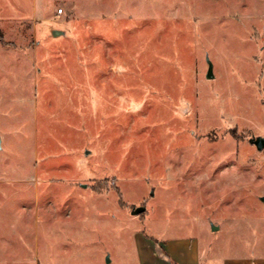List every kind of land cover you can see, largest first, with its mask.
Listing matches in <instances>:
<instances>
[{
	"label": "rangeland",
	"instance_id": "374dc122",
	"mask_svg": "<svg viewBox=\"0 0 264 264\" xmlns=\"http://www.w3.org/2000/svg\"><path fill=\"white\" fill-rule=\"evenodd\" d=\"M257 138L264 0H0V264L257 253Z\"/></svg>",
	"mask_w": 264,
	"mask_h": 264
},
{
	"label": "crops",
	"instance_id": "0c3cea01",
	"mask_svg": "<svg viewBox=\"0 0 264 264\" xmlns=\"http://www.w3.org/2000/svg\"><path fill=\"white\" fill-rule=\"evenodd\" d=\"M259 234L264 236V229L258 231ZM154 240V239H153ZM154 251L151 255L150 261H144V264H151L155 260L154 264H160L166 261H170L175 257L177 264H201V251L190 246L189 243L181 240L171 241H159L154 240ZM259 251L257 253L251 251V254L244 255H231L221 259V264H264V240L258 241ZM143 260V259H142Z\"/></svg>",
	"mask_w": 264,
	"mask_h": 264
},
{
	"label": "water",
	"instance_id": "95a60500",
	"mask_svg": "<svg viewBox=\"0 0 264 264\" xmlns=\"http://www.w3.org/2000/svg\"><path fill=\"white\" fill-rule=\"evenodd\" d=\"M59 31L55 30L53 31V34H57ZM214 77V74H213V65L212 63L209 61V67H208V72H207V78L211 79ZM253 143L255 144V146L257 147L258 150H263L264 149V138H257V139H254L253 140ZM0 147H1V139H0ZM88 153V151L86 152ZM262 200H264V197L262 198ZM146 210V207L145 206H138L136 207L132 213L135 214V215H138V214H141L143 212H145ZM212 229L213 230H217L218 227L213 225L212 226Z\"/></svg>",
	"mask_w": 264,
	"mask_h": 264
},
{
	"label": "trees",
	"instance_id": "16d2710c",
	"mask_svg": "<svg viewBox=\"0 0 264 264\" xmlns=\"http://www.w3.org/2000/svg\"><path fill=\"white\" fill-rule=\"evenodd\" d=\"M173 264H177L175 261H173Z\"/></svg>",
	"mask_w": 264,
	"mask_h": 264
}]
</instances>
